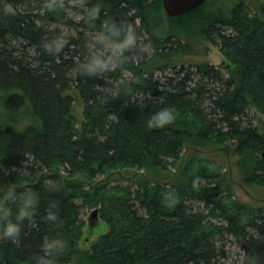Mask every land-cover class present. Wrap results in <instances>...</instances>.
Listing matches in <instances>:
<instances>
[{
  "label": "trees",
  "instance_id": "1",
  "mask_svg": "<svg viewBox=\"0 0 264 264\" xmlns=\"http://www.w3.org/2000/svg\"><path fill=\"white\" fill-rule=\"evenodd\" d=\"M192 24L226 72L181 63ZM252 106L264 114V0L179 17L162 0H0V264H229L230 238L264 264V207L197 157L233 139L264 187ZM82 209L103 221L89 249Z\"/></svg>",
  "mask_w": 264,
  "mask_h": 264
},
{
  "label": "rangeland",
  "instance_id": "2",
  "mask_svg": "<svg viewBox=\"0 0 264 264\" xmlns=\"http://www.w3.org/2000/svg\"><path fill=\"white\" fill-rule=\"evenodd\" d=\"M191 33L185 36V44L187 50L180 54L181 63L184 64L185 68H190L192 65H197L200 63H207L215 68L219 69L221 72H226V67L230 66V62L221 52L220 47L213 44L211 41L205 39L200 32V28L192 24ZM195 71V68H192ZM166 76H170L169 72L165 73ZM77 97V96H75ZM73 113L78 120V127L80 128L84 121V103L81 99L75 101L73 107ZM249 121L251 125L257 127L258 130L264 131V114H262L256 107H251L249 110ZM236 142L231 139L229 145L225 148L228 149L229 160L231 165V178H230V168L228 155L225 150H215L211 146H205L202 149L207 151V154L197 156L200 158L208 159L211 161L219 162V164L224 168L223 172L225 174V181L228 185V189L233 195L234 199L241 204L251 205L254 207H264V187L256 184L250 178V171H248L247 164L244 162L243 157L235 151ZM192 156V154H190ZM175 172V167L170 170V172L165 173L164 177H170ZM105 176H97L96 180H101ZM123 184L129 183L127 179H122ZM236 183H240L244 188L256 199H252L243 188L239 187ZM204 184V183H202ZM2 206H0V211ZM92 210L94 209H82L81 219L86 222L84 228V236L80 242V246L86 249L91 248L93 243L97 242L102 231L103 221L98 217L93 224H90L89 218L91 216ZM227 249L229 251L230 259L229 264H243V256L246 251L244 242H236L233 238L227 243Z\"/></svg>",
  "mask_w": 264,
  "mask_h": 264
},
{
  "label": "water",
  "instance_id": "3",
  "mask_svg": "<svg viewBox=\"0 0 264 264\" xmlns=\"http://www.w3.org/2000/svg\"><path fill=\"white\" fill-rule=\"evenodd\" d=\"M206 0H162V6L163 9L165 11V13L169 16V17H179L182 15H185L187 13H190L191 11L197 9L198 7H200L202 4H204ZM194 149V148H193ZM197 150V149H195ZM221 150H225V152L228 155V161H229V168H230V178L232 175L231 172V165H230V160H229V154H228V149L226 148H222ZM187 151V150H186ZM186 151L183 155V158L179 164V168L178 170L183 166L184 161H185V154ZM200 152H204V153H208L207 151H202V150H198ZM177 170V171H178ZM239 187L243 188V190L252 198L255 199L257 201H261L258 200L256 198H254L245 188L243 185H241L240 183H236ZM98 219V210L94 209L92 210L91 216L89 218V222L90 224H93L94 221Z\"/></svg>",
  "mask_w": 264,
  "mask_h": 264
},
{
  "label": "clouds",
  "instance_id": "4",
  "mask_svg": "<svg viewBox=\"0 0 264 264\" xmlns=\"http://www.w3.org/2000/svg\"><path fill=\"white\" fill-rule=\"evenodd\" d=\"M169 115V113L167 112H162L159 116V119L160 120H164L167 118V116ZM151 124V122H149ZM5 235H11L12 233L18 231V226H15V225H11L9 224L6 228H5Z\"/></svg>",
  "mask_w": 264,
  "mask_h": 264
}]
</instances>
